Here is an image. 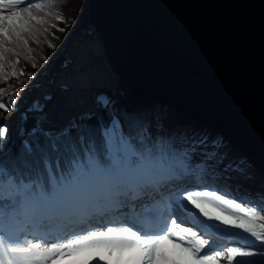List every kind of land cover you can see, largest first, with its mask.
Returning a JSON list of instances; mask_svg holds the SVG:
<instances>
[{
  "label": "trees",
  "instance_id": "16d2710c",
  "mask_svg": "<svg viewBox=\"0 0 264 264\" xmlns=\"http://www.w3.org/2000/svg\"><path fill=\"white\" fill-rule=\"evenodd\" d=\"M29 3L46 5L43 11L33 9V14L43 17L45 23L36 24L33 21L32 33L25 34L27 46L23 43L7 45L9 48H15V53H5V59L0 61V103L5 105V108H0V126L7 128L6 136L0 138V175L7 174L16 181L15 185L5 187V195L14 191L17 185L21 188L28 185L34 190L41 185L47 188L58 183L61 177L68 176L74 160L85 163L88 159L95 158L98 162L105 163L130 148L165 157L170 152L179 151L181 154L187 152L191 164L200 168L198 175L201 187L194 190H215L245 207L256 208L264 215V174L259 172L240 150L232 147L220 134L195 118L136 96L113 78L100 37L95 36L89 22L88 0H24L19 7ZM70 9L73 15L67 24L64 20L56 19L57 14L63 16V12ZM89 44L94 45V49L90 52L89 61L82 65V49ZM13 64L17 72L22 70V75H11ZM88 73H99L96 74L95 80L89 81L92 86L89 83L82 87L72 86L75 78ZM3 76H7V79H3ZM42 78L52 84L43 97L36 101H40L43 108H34L35 101L28 102L25 96L16 110L13 109L9 103L11 94L25 86L32 91ZM31 83L33 84L28 86ZM74 91L88 94L90 111L74 114L71 121L68 116H63L67 117V121L62 120V126L55 127L54 130L40 126V115H47L57 101H66L68 94ZM101 96L110 101L107 107L98 103L97 98ZM113 118L119 122L115 132L111 131ZM72 125L77 127L73 128ZM84 126L90 129L91 135L80 143L77 140V132ZM65 128H70L72 132L67 140L72 144V150L48 152V160L57 155L59 160L54 167L47 168L44 151L35 146L37 143L47 145L48 136L45 134L54 140L58 138V142L64 144L65 138L58 137V134ZM105 128L109 129L107 133L103 131ZM33 129L37 131L33 133ZM201 139L204 140L203 144L198 143ZM26 142L33 147L31 152L25 148ZM205 153H214L213 168H208ZM196 180V176L182 179L153 176L151 182L156 187L147 188L139 199L129 203L134 204L135 212L140 214L150 202L161 203L158 201V195L165 190L187 187L195 184ZM93 194L94 190L85 185L77 195L86 200ZM126 213L132 212H129L128 208L112 210L107 202L85 203L72 210L62 220L49 223L51 235L47 240L53 242L74 237L82 234L83 230L96 228L111 218L127 216ZM16 216L20 221L25 219L23 210L18 209ZM239 231L228 230L233 233ZM228 236V233L224 232L221 239L225 241ZM27 238L32 239L30 235ZM249 239L254 241V238ZM254 244L249 250L259 251L260 242L254 241Z\"/></svg>",
  "mask_w": 264,
  "mask_h": 264
},
{
  "label": "snow or ice",
  "instance_id": "6c2138e0",
  "mask_svg": "<svg viewBox=\"0 0 264 264\" xmlns=\"http://www.w3.org/2000/svg\"><path fill=\"white\" fill-rule=\"evenodd\" d=\"M23 3L24 0H0V61L5 59V53H15V48L7 45L23 43L27 46L25 34L32 33L33 21L36 24L45 23L43 17L33 14V9L43 11L45 4L29 3L19 7ZM56 19L63 20V16L57 14ZM13 69L12 76L23 74L22 70H15V64ZM2 78L7 79V76ZM97 101L105 107L110 104L108 98L103 96L98 97ZM0 108H5V105L0 103ZM118 124L113 118L112 132L117 130ZM36 131L33 129V133ZM103 131L107 133L109 129L105 128ZM6 134L7 128L0 126V138ZM45 135L48 136L47 145L37 143L35 147L44 151L45 166L52 168L59 156L48 160L47 153H59L61 149L71 151L72 144L67 140L72 132L70 128H65L58 134V137L65 138L64 144H60L58 138L54 140L48 134ZM90 135L87 126L80 127L77 140L83 143ZM198 143L203 144L204 140L201 139ZM25 148L29 152L33 150L27 142ZM205 159L208 168H213L214 153H205ZM199 171V166L191 164L187 152H170L165 157L130 148L105 163H100L95 158H90L85 163L74 160L68 176L61 177L58 183L47 188L41 185L33 190L28 185L24 188L17 185L14 191L5 195V187L15 185L16 181L11 176L2 174L0 264H221L222 261L226 264H264V215L256 208L245 207L215 190H194L201 187ZM153 176L165 179L197 177L195 184L178 187L172 193L171 201L176 205L179 219L169 213L163 217L161 226L137 230L110 221L115 226H107L103 230H83L82 234L48 246L47 238L51 235L49 223L62 220L85 203L107 202L112 210L128 208L129 212L134 213L135 205H130L129 202L139 199L147 188L156 187L151 182ZM85 185L92 188L94 194L83 200L77 194ZM205 205L219 209L224 215H214L206 210ZM18 209L25 213L23 221L17 219ZM143 211L149 212L152 209L144 206ZM185 214L190 220L184 218ZM213 221H218L219 224L210 223ZM127 222L135 226L138 220L132 216ZM189 223L196 227L186 226ZM224 225L227 229L221 228ZM229 229L240 231L233 233L228 232ZM219 232H227L230 238H238L243 243L205 251L206 246L212 242L213 233ZM29 235L32 239L27 238ZM249 238L260 242L259 251L249 250L255 246L254 241Z\"/></svg>",
  "mask_w": 264,
  "mask_h": 264
},
{
  "label": "water",
  "instance_id": "95a60500",
  "mask_svg": "<svg viewBox=\"0 0 264 264\" xmlns=\"http://www.w3.org/2000/svg\"><path fill=\"white\" fill-rule=\"evenodd\" d=\"M88 9L130 92L202 122L264 174V0H88Z\"/></svg>",
  "mask_w": 264,
  "mask_h": 264
},
{
  "label": "rangeland",
  "instance_id": "374dc122",
  "mask_svg": "<svg viewBox=\"0 0 264 264\" xmlns=\"http://www.w3.org/2000/svg\"><path fill=\"white\" fill-rule=\"evenodd\" d=\"M72 15H73V11L70 9V10H67V11H64L63 12V20H64V22L67 24V21L72 17ZM91 28H93V26L91 25ZM94 49V45H92V44H89L88 46H84L83 47V49H82V53H81V59H83V63H82V65H85L88 61H89V59H90V57H91V54H90V52L92 51ZM76 66V65H75ZM96 74H99V73H91V74H85L84 76H80V77H78V78H75L74 80H73V82H72V86L73 85H76V86H78V87H82V86H87V83H89V85L90 86H92L91 84H92V82H89V81H92V80H95V78L97 77V75ZM113 78H114V73H113ZM33 83H31V84H29L28 86H31ZM115 85V84H114ZM50 87H52V84L50 83V81L49 80H46V79H44V78H42L40 81H39V83H38V86L37 87H35V88H33V90L32 91H29L28 90V87L27 86H25V87H23V88H21V89H19L18 91H16V93L14 92V94H12V96H11V104L13 105V106H15L16 104L18 105V104H21L22 103V101H23V99H24V97L26 96L27 97V99H26V101H28V102H31V101H35V103L33 104V107L34 108H43V105H42V103L40 102V101H38V102H36L37 100H40L42 97H43V95L50 89ZM24 92H26L27 94H31V95H26V94H24ZM20 101V102H19ZM90 109H91V107L90 106H88V108L87 109H85L83 112H81V113H84V112H87V111H90ZM81 113H78L77 115H79V114H81ZM76 115V114H75ZM43 116V114L42 115H40V117H39V119L41 118ZM64 116H67L66 114L64 115ZM73 116L74 115H72L71 117H68V119H69V121H71L72 119H73ZM64 121V122H66L67 121V117H65V118H62L61 119V121ZM63 121L62 122H58L57 123V125H55L54 126V128L52 129V127L53 126H49V127H46L48 130H54V129H56L57 127H59V126H62V123H63ZM57 122V121H56ZM56 122L54 121V122H52V124H56ZM72 123V122H71ZM56 127V128H55ZM43 130V129H42ZM189 180V179H188ZM194 180V179H193ZM189 182H191V181H189ZM187 187H189V185L187 186ZM191 188H189V190H190ZM175 191H177L175 188H170V189H168V190H165L161 195L159 194L158 195V201L159 202H161V201H163L164 199H165V201H168L170 204L169 205H171L170 207H169V209L171 210V214L173 215V216H177V208H176V205H173V204H171V196H172V193H174ZM174 207V208H173ZM205 207H206V210H208L209 212H211V213H213L214 215H224L223 213H221L220 211H219V209H216V208H214L213 206H211V205H205ZM198 211V210H197ZM133 213V212H132ZM132 213H126L127 214V216H128V218H130V217H132ZM155 213V212H154ZM134 214H136V212H134ZM167 215H169V213H167ZM187 215V214H186ZM165 216H166V214H165ZM164 216V217H165ZM177 218H178V216H177ZM210 223H215V224H219V222L218 221H213V222H210ZM187 225H189V226H191V227H196L195 226V224H193V223H189V224H187ZM103 228H105V227H103ZM103 228H97V229H100V230H103ZM139 227L138 226H136V228H134L133 230H137ZM154 229V227H152L151 225L150 226H147V227H144V229ZM221 228H223V229H227V226L226 225H224V226H221ZM197 230L199 231V229L197 228ZM231 230V229H230ZM233 230H238V229H233ZM222 236H224V232H219V233H213V235H212V242L208 245V246H206V249H205V251H210V250H219L221 247H229L228 245H232V244H235V243H237V242H235L232 238H229V236H228V239L227 240H222L221 238H222ZM60 242V241H59ZM52 243H58V242H48V246H50ZM233 246V245H232ZM203 254V253H202ZM69 264H70V262H69ZM93 264H95V262H93ZM221 264H226V262H224V261H222L221 262Z\"/></svg>",
  "mask_w": 264,
  "mask_h": 264
},
{
  "label": "bare ground",
  "instance_id": "6f19581e",
  "mask_svg": "<svg viewBox=\"0 0 264 264\" xmlns=\"http://www.w3.org/2000/svg\"><path fill=\"white\" fill-rule=\"evenodd\" d=\"M114 79L119 82V79L115 74H114ZM78 93H80V92L74 91L68 95V99L66 101L61 100L58 103H56L55 107L53 108V111L48 116H46V119L43 121L44 123L41 122V124H43L44 127L53 126L52 128H54V126L57 125L58 122H62L61 121L62 115L66 114L68 117H71L72 115L77 114V113H81L85 109H87L88 106L90 105L88 94L85 92L82 93L85 95V97L81 99V98L76 97ZM56 120H58L56 122V124H52V122H54ZM170 212H171V210L169 209L167 213H170ZM184 218L190 220V217H188L186 214H185ZM178 219H179V217H178ZM128 226L130 227V225H128ZM186 226H189V225H186ZM165 243L167 244V242H165Z\"/></svg>",
  "mask_w": 264,
  "mask_h": 264
},
{
  "label": "built area",
  "instance_id": "2783aa9c",
  "mask_svg": "<svg viewBox=\"0 0 264 264\" xmlns=\"http://www.w3.org/2000/svg\"><path fill=\"white\" fill-rule=\"evenodd\" d=\"M92 30L95 32V30H94L93 28H92ZM95 36L98 38L99 35L95 32ZM95 36H94V37H95ZM15 93H16V92H15ZM71 93H72V92H71ZM13 94H14V93H13ZM24 94L27 95L26 92H24ZM69 94H70V93H69ZM69 94H68V95H69ZM29 95H31V94H29ZM11 96H12V94H11ZM11 96H10V98H9V103H10V105L13 107V109L16 110V108H17L20 104H18V105L16 104L15 106H13V105L11 104V100H10V99H11ZM67 99H68V97H67ZM19 102H20V101H19ZM58 102H59V101H57L56 103H58ZM56 103H55V104H56ZM55 104H54L53 108L55 107ZM53 108H52V111H53ZM52 111H50L49 113H47V115L42 116V117L39 119L38 123H39L40 126H43V124H41V122L44 123L43 121L46 119V116H48ZM63 116H64V115H62L61 118H63ZM56 121H58V120H56ZM56 121H55V122H56Z\"/></svg>",
  "mask_w": 264,
  "mask_h": 264
}]
</instances>
